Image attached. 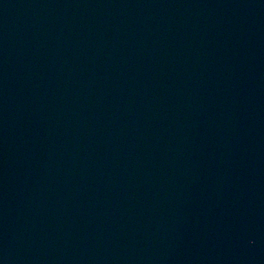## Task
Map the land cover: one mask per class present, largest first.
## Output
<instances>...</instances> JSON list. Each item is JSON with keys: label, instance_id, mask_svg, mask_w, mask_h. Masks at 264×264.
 Returning <instances> with one entry per match:
<instances>
[{"label": "water", "instance_id": "water-1", "mask_svg": "<svg viewBox=\"0 0 264 264\" xmlns=\"http://www.w3.org/2000/svg\"><path fill=\"white\" fill-rule=\"evenodd\" d=\"M0 264H264V0H0Z\"/></svg>", "mask_w": 264, "mask_h": 264}]
</instances>
